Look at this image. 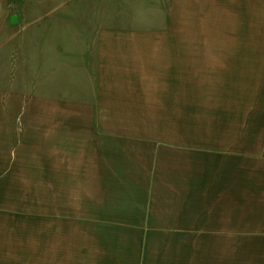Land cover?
I'll list each match as a JSON object with an SVG mask.
<instances>
[{"label": "rangeland", "instance_id": "1", "mask_svg": "<svg viewBox=\"0 0 264 264\" xmlns=\"http://www.w3.org/2000/svg\"><path fill=\"white\" fill-rule=\"evenodd\" d=\"M173 43L168 66L174 61V75L180 68V86L170 84V92L178 93L179 107L172 98L154 100L160 105L149 108L147 116L144 108H136L126 121L116 116V123L139 126L149 137L195 139L190 143L196 141L197 147L209 140L213 149L264 163V155L255 152L264 143V0H0V91L20 93L23 105L27 97L38 96L55 103L89 102L102 66L110 62L118 68V60L133 55L139 71L155 64L160 44ZM192 61L202 71L196 77L187 75ZM223 71L231 77L217 87ZM201 81L206 82L199 87ZM248 92L257 97L245 100ZM127 96L133 99L129 91ZM175 159L193 170L191 157ZM243 171L245 184H254L250 161ZM51 172L59 176L56 169ZM23 185L6 204L0 199V205L9 206L0 208V245L20 257L2 264H264V212L258 217L247 209L236 224L228 210L226 226L213 216L196 226L194 220L175 219L166 205L152 211L140 195H132L131 202L127 195L126 201L116 199L112 226L101 232L96 259L87 226L70 227L72 237L60 250L59 221H45L53 210H44V196L33 193L31 181ZM183 197L153 202L169 206ZM54 251H61V258Z\"/></svg>", "mask_w": 264, "mask_h": 264}, {"label": "crops", "instance_id": "2", "mask_svg": "<svg viewBox=\"0 0 264 264\" xmlns=\"http://www.w3.org/2000/svg\"><path fill=\"white\" fill-rule=\"evenodd\" d=\"M158 47L157 51L162 53L154 55L155 64L150 62L139 71L136 68L139 62L133 55L118 60V68L110 62L102 66L101 77L93 79V98L89 102L60 99L55 103L51 98L38 96L27 97L28 104L23 105L20 93L0 91V199L5 198L6 204V198L19 196L23 183L31 181L33 193L44 196V210H53L47 213L45 221H59L60 250L72 237L69 228L79 224L89 227L86 236L91 238L92 257L96 259L101 232L112 226L111 218L117 210L115 201L119 196L126 201L127 195L129 202L132 195L145 196V203L152 211L166 205L175 219L194 220L196 226L205 224L212 216L226 226L228 210L235 214L233 222L236 224L242 222L238 219L247 209L258 212V217L264 212V178L261 180L259 173L264 174V163L261 161L236 152L228 154L222 144L218 146L223 150L213 149L209 140L204 141L205 146L197 147L196 141L190 143L195 139L149 137L139 126L129 129L116 123V116L117 120L126 121L128 116H134L136 108H144L147 116L149 108L160 105L154 100L168 102L172 98L179 107L180 97L177 92L175 95L170 92V84L175 88L180 86V68L177 67L174 75V61L168 66L176 47L174 43ZM189 67V77L202 72L193 61L189 62ZM141 75L148 83L145 87L141 85ZM229 77L231 75L223 71V80L217 87ZM205 82L201 81L199 87ZM128 91L132 100L127 96ZM256 97L248 92L245 100ZM260 140L264 142V138ZM262 148L255 152L264 155V143ZM167 155L191 157L193 170L175 164L176 159L170 160ZM245 161H250L254 184H245ZM54 169L59 176L51 174ZM45 170L50 175L43 174ZM189 173L192 179L187 176ZM166 196L187 198L172 201L169 206L153 202ZM2 207L1 204L2 210H8L9 206ZM90 210L96 213L90 214ZM212 211L216 213L213 215ZM157 224L165 226V223ZM179 224L190 225H175ZM45 226L47 236L51 237L48 227L52 226L50 223ZM59 253L61 258V251H54L52 255L59 256ZM14 258L20 257L17 253L15 256L7 253L0 245V264Z\"/></svg>", "mask_w": 264, "mask_h": 264}]
</instances>
